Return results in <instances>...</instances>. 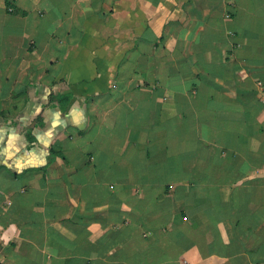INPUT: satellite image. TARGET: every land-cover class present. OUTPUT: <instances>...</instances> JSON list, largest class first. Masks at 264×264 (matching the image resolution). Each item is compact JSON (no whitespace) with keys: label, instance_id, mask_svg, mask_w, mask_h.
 I'll use <instances>...</instances> for the list:
<instances>
[{"label":"crops","instance_id":"obj_1","mask_svg":"<svg viewBox=\"0 0 264 264\" xmlns=\"http://www.w3.org/2000/svg\"><path fill=\"white\" fill-rule=\"evenodd\" d=\"M0 264H264V0H0Z\"/></svg>","mask_w":264,"mask_h":264},{"label":"trees","instance_id":"obj_2","mask_svg":"<svg viewBox=\"0 0 264 264\" xmlns=\"http://www.w3.org/2000/svg\"><path fill=\"white\" fill-rule=\"evenodd\" d=\"M54 151V150H53ZM52 152V151H51ZM52 153H55V152H52Z\"/></svg>","mask_w":264,"mask_h":264}]
</instances>
